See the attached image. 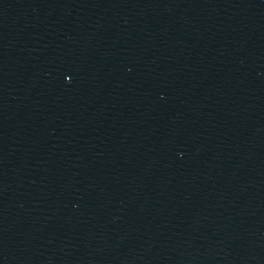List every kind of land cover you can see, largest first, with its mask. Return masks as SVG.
Here are the masks:
<instances>
[{"label":"water","instance_id":"obj_1","mask_svg":"<svg viewBox=\"0 0 264 264\" xmlns=\"http://www.w3.org/2000/svg\"><path fill=\"white\" fill-rule=\"evenodd\" d=\"M0 264H264V0H0Z\"/></svg>","mask_w":264,"mask_h":264}]
</instances>
